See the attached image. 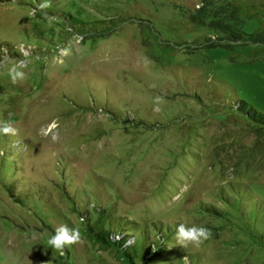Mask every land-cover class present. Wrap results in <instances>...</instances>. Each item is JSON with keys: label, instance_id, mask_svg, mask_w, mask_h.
Segmentation results:
<instances>
[{"label": "rangeland", "instance_id": "obj_1", "mask_svg": "<svg viewBox=\"0 0 264 264\" xmlns=\"http://www.w3.org/2000/svg\"><path fill=\"white\" fill-rule=\"evenodd\" d=\"M204 1H0V264H125L145 231L167 236L146 262L264 264V0H209L237 42ZM89 216L140 226L107 245ZM181 223L210 235L182 247ZM61 225L81 236L55 250Z\"/></svg>", "mask_w": 264, "mask_h": 264}, {"label": "trees", "instance_id": "obj_2", "mask_svg": "<svg viewBox=\"0 0 264 264\" xmlns=\"http://www.w3.org/2000/svg\"><path fill=\"white\" fill-rule=\"evenodd\" d=\"M0 1H7V0H0ZM230 12V13H229ZM193 19L201 20L204 22L206 19H211L210 24L213 25L215 28L219 29L224 34H227L229 40L233 42H237L240 40L241 33L237 28L235 29V24L233 21L238 20L237 13L234 7H231L230 4L228 5H215L213 2L209 0H205L204 3L197 9L196 14H193ZM197 21V20H196ZM220 40H223L220 38ZM210 44H214L212 41ZM260 114V113H259ZM264 117L263 114H260ZM11 190V189H10ZM118 219L114 217H110V221L108 222L109 227L103 228L101 232L95 233L97 226L99 225V218L89 216L87 229L89 233L96 238H98L101 242L109 245V239L113 234H120L126 239L129 237H134L131 234V231L137 226H140L139 223L132 219L129 223L121 221L119 224H115ZM124 229H127L126 232H122ZM142 238L138 241L135 240L124 247L125 240L118 242L117 247L125 248L124 251L120 252V256L123 259L125 264H167L164 255L160 253L158 254V261H148L146 262V258L148 255H155L157 252H160V248L167 246L164 242V238L167 236L159 235V237L153 238L149 236L148 231L141 232ZM160 238V239H159ZM113 244V243H112ZM116 245V244H114Z\"/></svg>", "mask_w": 264, "mask_h": 264}, {"label": "clouds", "instance_id": "obj_3", "mask_svg": "<svg viewBox=\"0 0 264 264\" xmlns=\"http://www.w3.org/2000/svg\"><path fill=\"white\" fill-rule=\"evenodd\" d=\"M41 7H45V4H41ZM77 41L82 39V37L76 36L74 37ZM19 63H23V61H20ZM8 74L15 82L17 79H21L24 77V72L18 70L17 65H12L8 69ZM55 124L53 123L52 127H54ZM9 133H15V129L12 127V125L8 121H3L0 123V135L9 134ZM53 140L57 138V135L53 134ZM210 235L209 229H207L204 226H196L193 225L191 227L186 226L184 223L179 224L176 227L175 232V238L177 241V244L182 247H187L188 244H192L195 247H199L200 244L207 240ZM81 233L78 228H69L66 225H61L59 228H57L52 234L48 240L47 245H49L52 249L55 250H63L66 245H71L78 241L80 239Z\"/></svg>", "mask_w": 264, "mask_h": 264}]
</instances>
